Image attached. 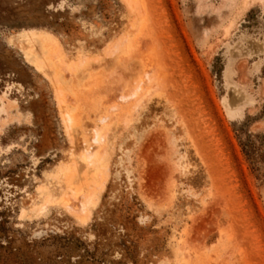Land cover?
<instances>
[{"label":"rangeland","instance_id":"1","mask_svg":"<svg viewBox=\"0 0 264 264\" xmlns=\"http://www.w3.org/2000/svg\"><path fill=\"white\" fill-rule=\"evenodd\" d=\"M0 264H264V1L0 0Z\"/></svg>","mask_w":264,"mask_h":264},{"label":"bare ground","instance_id":"2","mask_svg":"<svg viewBox=\"0 0 264 264\" xmlns=\"http://www.w3.org/2000/svg\"><path fill=\"white\" fill-rule=\"evenodd\" d=\"M264 1V0H263ZM49 37V36H47ZM50 39L47 38L44 43L45 47L49 50V53L51 54V58L55 59L57 62H61V59L59 58V51L58 44L54 41H49ZM121 42H116L112 45L110 48V51L112 53H115L119 49L122 48ZM136 50V49H135ZM150 72L146 71L143 78L140 79L138 82H136L133 86V88L128 93H121L116 96L117 102L113 104L110 109L117 111L120 113H128L130 110L134 111L136 108L141 104L142 97L145 93H147V82L150 81ZM242 104H238L237 106H241ZM236 106V107H237ZM110 117L108 115H103L99 118V122L102 124H106L109 121ZM65 123L69 126L74 122V117L69 113H65L64 117ZM106 141V135L103 131H94L90 137L89 143L86 145L83 154L82 159L87 163V165L94 166L98 160H96V154L91 151V147L93 145H101ZM64 205L69 210H75L79 209L82 211H85L87 205L90 203V200H87L86 202L80 201L79 198H77L74 201L71 200H64Z\"/></svg>","mask_w":264,"mask_h":264}]
</instances>
